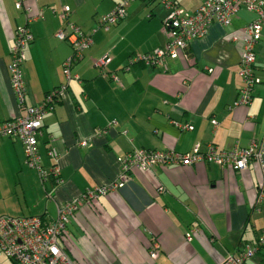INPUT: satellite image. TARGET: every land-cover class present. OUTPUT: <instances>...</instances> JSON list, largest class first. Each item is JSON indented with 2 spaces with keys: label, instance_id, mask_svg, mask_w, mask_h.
Segmentation results:
<instances>
[{
  "label": "crops",
  "instance_id": "0c3cea01",
  "mask_svg": "<svg viewBox=\"0 0 264 264\" xmlns=\"http://www.w3.org/2000/svg\"><path fill=\"white\" fill-rule=\"evenodd\" d=\"M118 1L24 0L22 11L16 0H0V121L24 113L8 70L19 25L26 23L34 38L22 65L25 101L31 106L66 83L62 64L73 50L56 32L75 25L93 39L71 68L79 78L71 79L46 111L37 135L42 165L51 164L49 146L60 153V183H42L24 162L22 141L1 137L0 216L36 215L51 222L59 203L119 183L84 202L67 223L61 245L74 264H221L264 228V168L252 160L242 170L196 162L122 173L118 159L138 149L183 154L196 144L202 152L208 144L218 150L252 142L264 146V24L254 45L258 81L251 101L235 105L244 87L239 75L244 28L257 17L246 0L230 24L212 22L203 37L192 40L186 55L128 70L132 54L166 45L168 10L156 0H133L126 5L127 16L103 30L98 18ZM193 1L188 8L187 0L176 3L193 12L201 0ZM106 56L105 66L94 65ZM80 140L87 144L79 146ZM153 241L159 244L155 258L150 256ZM0 260L12 264L1 254ZM247 264L261 262L257 257Z\"/></svg>",
  "mask_w": 264,
  "mask_h": 264
},
{
  "label": "built area",
  "instance_id": "2783aa9c",
  "mask_svg": "<svg viewBox=\"0 0 264 264\" xmlns=\"http://www.w3.org/2000/svg\"><path fill=\"white\" fill-rule=\"evenodd\" d=\"M133 0H120L114 8L103 14L99 25L108 30L109 27L126 16V5ZM164 4L168 13L164 20V31L168 41L164 47L157 48L148 54H137L133 61L143 60L145 63L161 65L167 57L177 58L180 54L186 55L188 44L195 39L203 37L209 25L217 22L222 25L230 24L241 0H201L199 7L192 13H185L177 7L175 0H156ZM24 0H16L18 10H25ZM249 10L256 12L257 17L245 28L243 51L240 60L239 75L244 81L235 105H248L251 101V91L258 81L252 66L255 60L254 45L260 39V30L264 24L263 1L246 0ZM68 8H66V11ZM26 11V10H25ZM70 32L59 30L56 35L59 39L67 40L74 54L64 62L63 72L68 80L70 78L69 66L74 58L81 56L82 52L92 44L91 35L80 31L79 27L70 25ZM33 39L29 27L22 25L16 30L15 39L11 46V62L8 65L12 90L18 106L24 110L23 115L7 121H0V138L10 137L19 139L24 145L25 164L35 169L40 181L45 183L55 178L60 183V153L55 147L47 150L51 164L44 167L38 150L37 133L40 131L42 120L47 107L54 101V97L65 90V86L52 90L44 100L35 106L27 105L25 101L26 88L23 80L21 65L25 58V45ZM109 58L102 57L94 60L97 66L104 65ZM86 140H80L79 146H85ZM122 173L131 168L148 170L158 164L191 165L196 162L217 163L227 165L235 170L247 167L249 161H257L264 168V146L252 142L246 147H234L230 150H218L214 144H208L202 152L196 144L191 152L177 153L170 149L147 150L138 149L119 157ZM121 176V179H123ZM119 183L99 185L88 189L81 196L59 203L56 207V217L51 222L44 221L40 216H0V249L12 261V264H74L66 250L61 245V239L71 216L87 201L94 200L119 186ZM263 191L259 194L261 200ZM264 234V230H263ZM159 244L153 241L150 256L157 257ZM246 254L229 255L221 264H243Z\"/></svg>",
  "mask_w": 264,
  "mask_h": 264
},
{
  "label": "trees",
  "instance_id": "16d2710c",
  "mask_svg": "<svg viewBox=\"0 0 264 264\" xmlns=\"http://www.w3.org/2000/svg\"><path fill=\"white\" fill-rule=\"evenodd\" d=\"M176 1V0H175ZM118 2H120V0L118 1ZM117 2V3H118ZM177 4V3H176ZM201 4V3H200ZM115 7V6H114ZM177 7H179V5H177ZM199 7V6H198ZM181 9V8H180ZM182 10V9H181ZM22 11H24V10H22ZM195 11V10H194ZM193 11V12H194ZM185 13H192V12H188V11H184ZM26 13V12H25ZM102 16V15H101ZM100 16V17H101ZM126 16H127V8H126ZM125 16V17H126ZM100 17L98 18V24H99V19H100ZM124 17V18H125ZM26 18H27V16H26ZM123 18V19H124ZM123 19H121V20H123ZM121 20H119L118 22H120ZM117 22V23H118ZM117 23H115V24H117ZM115 24H113V25H115ZM22 25H25V26H27V24L26 23H24V24H21V25H19V26H22ZM18 26V27H19ZM112 26V25H111ZM110 26V27H111ZM17 27V28H18ZM27 27H29V26H27ZM99 27L100 28H102L103 29V27H101L100 25H99ZM109 27V28H110ZM17 28H16V30H17ZM30 29V28H29ZM80 29V31H82L83 33H85V34H88V35H91L90 33H86L85 31H83L81 28H79ZM16 30H15V34H16ZM59 30H64L66 33H69L71 30H70V27H69V31H66V29L65 28H61V29H59ZM58 30V31H59ZM103 30H105V29H103ZM31 31V30H30ZM57 31V32H58ZM94 32H95V30H93ZM56 32V33H57ZM31 33H32V31H31ZM15 34H14V37H13V41H14V39H15ZM33 35V34H32ZM57 36V35H56ZM91 38H92V35H91ZM34 39V38H33ZM33 39L30 41V42H32L33 41ZM61 40H63V39H61ZM64 41H67V40H64ZM30 42H28V43H30ZM68 42V41H67ZM92 42H93V39H92ZM27 43V44H28ZM69 43V42H68ZM12 44H13V42H12ZM26 44V45H27ZM70 44V43H69ZM26 45H25V47H26ZM12 46V45H11ZM70 46H71V44H70ZM72 47V46H71ZM11 49V48H10ZM25 49V48H24ZM72 50H73V54H74V49L72 48ZM156 50V49H155ZM154 50V51H155ZM84 52V51H83ZM83 52H82V54H81V56L83 55ZM24 53H25V51H24ZM151 53V52H150ZM186 54H187V48H186V52H185ZM73 54L71 55V56H69V57H72L73 56ZM138 53H135V54H132L130 57H129V61H128V65H127V68H125L126 70H128L132 65H136V64H140V63H145L143 60H138V61H133V58L134 57H136V55H137ZM141 54H148V53H141ZM10 55H11V52H10ZM81 56H79L78 58L76 57V58H74L73 59V61L71 62V65L69 66V70H70V78L67 80L66 79V77H65V75H64V72H63V67H64V62L66 61V59L67 58H69V57H67L65 60H64V62H63V64H62V73H63V75H64V77H65V80H66V83L65 84H62V86H65V87H67L68 86V83H69V81L71 80V79H73V78H76V79H78L79 77L78 76H73V74L71 73V68H72V66L76 63V61H78L80 58H81ZM107 57V56H106ZM107 58H109V57H107ZM11 59H12V56H11ZM166 59H169V57H167ZM171 59H176V58H171ZM24 61H25V58H24V60H23V62H22V65H23V63H24ZM11 62V61H10ZM108 62V61H107ZM106 62V63H107ZM94 63V62H93ZM105 63V64H106ZM254 63H255V60H254V62H253V64H252V66H253V68H255V65H254ZM105 64L104 65H102V66H97V65H95L96 67H98V68H102L103 66H105ZM145 64H148V63H145ZM163 64V63H162ZM161 64V65H162ZM22 65H21V69H22ZM148 65H151V66H159V65H154V64H148ZM22 75H23V71H22ZM111 77H112V79H114V80H118V78L116 77V75L114 76V75H111ZM23 80H24V78H23ZM61 87V86H60ZM59 87V88H60ZM59 88H56V89H59ZM66 89V88H65ZM51 91H49V92H47L46 93V95H45V97L50 93ZM44 97V98H45ZM60 97H61V95L60 94H58V95H56L55 97H54V101L47 107V110L48 109H52L53 108V106H54V104L57 102V101H59L60 100ZM44 100V99H43ZM35 106V105H34ZM46 114V113H45ZM45 116V115H44ZM44 119V118H43ZM42 122H43V120H42ZM185 127H187V126H185ZM184 127V128H185ZM41 129H42V125H41V127H40V131H41ZM39 131V132H40ZM38 132V133H39ZM38 133H37V135H38ZM38 140V139H37ZM52 146H49L48 147V149L49 148H51ZM47 149V150H48ZM50 159V158H49ZM44 166V165H43ZM44 167H47V166H44ZM38 175V174H37ZM49 181H52V182H54V183H56L55 181V178H51ZM263 230H264V228L261 230V232H260V234L257 236V238L255 239V241L253 242V243H247V242H244L243 244H242V247L237 251V252H235V253H233V254H231V255H239V254H246V252L247 251H251L252 252V255H250V256H246L245 258H244V260H243V264H247V261L248 260H251V259H254V256H258V259H259V261L261 262V264H264V234H263Z\"/></svg>",
  "mask_w": 264,
  "mask_h": 264
},
{
  "label": "rangeland",
  "instance_id": "374dc122",
  "mask_svg": "<svg viewBox=\"0 0 264 264\" xmlns=\"http://www.w3.org/2000/svg\"><path fill=\"white\" fill-rule=\"evenodd\" d=\"M188 2H186L185 4H184V6L186 7V8H188V6H189V4L188 3H194V1L193 0H187ZM159 5H162V6H164V4H162V3H158V5L157 6H159ZM0 254L2 255V259H6L7 260V257L4 255V253L1 251V249H0ZM258 256H254V258H257ZM1 261V260H0Z\"/></svg>",
  "mask_w": 264,
  "mask_h": 264
}]
</instances>
